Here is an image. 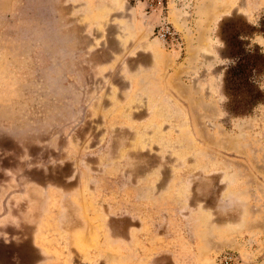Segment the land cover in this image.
<instances>
[{
    "label": "rangeland",
    "instance_id": "1",
    "mask_svg": "<svg viewBox=\"0 0 264 264\" xmlns=\"http://www.w3.org/2000/svg\"><path fill=\"white\" fill-rule=\"evenodd\" d=\"M262 28L264 0H0V264H264V106L223 109Z\"/></svg>",
    "mask_w": 264,
    "mask_h": 264
},
{
    "label": "trees",
    "instance_id": "2",
    "mask_svg": "<svg viewBox=\"0 0 264 264\" xmlns=\"http://www.w3.org/2000/svg\"><path fill=\"white\" fill-rule=\"evenodd\" d=\"M256 33L264 36V28ZM236 43L239 50L224 72L227 101L223 109L231 117L244 119L264 106V52L258 45L241 48L242 43Z\"/></svg>",
    "mask_w": 264,
    "mask_h": 264
},
{
    "label": "built area",
    "instance_id": "3",
    "mask_svg": "<svg viewBox=\"0 0 264 264\" xmlns=\"http://www.w3.org/2000/svg\"><path fill=\"white\" fill-rule=\"evenodd\" d=\"M234 261L233 256H226L224 259L221 261V264H231Z\"/></svg>",
    "mask_w": 264,
    "mask_h": 264
}]
</instances>
